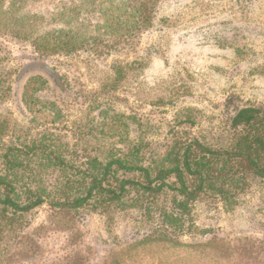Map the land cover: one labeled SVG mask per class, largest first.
<instances>
[{"label":"rangeland","instance_id":"obj_1","mask_svg":"<svg viewBox=\"0 0 264 264\" xmlns=\"http://www.w3.org/2000/svg\"><path fill=\"white\" fill-rule=\"evenodd\" d=\"M119 1L106 10L115 28L88 31L108 0L91 12L75 0H0V151L47 130L100 159L135 142L161 149L181 131L217 145L237 107H264V0ZM12 3L43 16L35 31L5 13ZM61 7L84 13L86 36L48 34ZM169 206L170 194L103 211L43 204L0 226V264H233L243 242L264 244V180L231 206L190 203L180 231L159 216Z\"/></svg>","mask_w":264,"mask_h":264},{"label":"trees","instance_id":"obj_2","mask_svg":"<svg viewBox=\"0 0 264 264\" xmlns=\"http://www.w3.org/2000/svg\"><path fill=\"white\" fill-rule=\"evenodd\" d=\"M149 1L152 0H146ZM108 2L109 5L101 4L98 9L104 17H97L91 26L88 24V31L89 28L94 31L115 28L114 19L118 16L110 18L107 12H111V8L121 10L126 1ZM98 3L75 0L70 7L81 9L86 4L92 8L91 12ZM13 8L14 3L5 12L13 15L11 20L19 19L26 25L31 22L28 19H32L33 25L30 23L29 27L32 26L31 32L35 31V24L41 22L43 16L29 14L33 18H28L24 12L17 15ZM66 10L61 7L51 15L60 25H55L56 31L48 34L55 37L65 30L69 34L64 35L66 38L86 36L82 27L86 25L81 22L84 13H66ZM123 24L132 22L123 21ZM87 35L90 36L88 32ZM77 43L78 39L73 41L69 50ZM63 136L47 130L27 143L10 144L0 151V226H9L43 204L55 213L83 207L103 211L127 202L148 206L158 201L160 195L170 194V206L159 216L165 225L180 231L189 215L190 203L216 197L231 206L249 186L251 178L264 180L263 106L237 107L229 118L227 136L217 145L206 144L181 131L173 134L161 149L147 152L146 144L135 142L125 151L100 159L88 153L81 155L78 145L71 146ZM242 244L237 247L239 258L233 264H264V244H252L254 251L247 247L248 242Z\"/></svg>","mask_w":264,"mask_h":264}]
</instances>
